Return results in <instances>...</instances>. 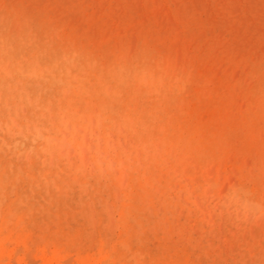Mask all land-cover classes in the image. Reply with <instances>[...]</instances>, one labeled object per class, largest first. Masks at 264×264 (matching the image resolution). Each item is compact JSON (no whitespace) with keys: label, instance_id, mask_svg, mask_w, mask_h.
<instances>
[{"label":"rangeland","instance_id":"rangeland-1","mask_svg":"<svg viewBox=\"0 0 264 264\" xmlns=\"http://www.w3.org/2000/svg\"><path fill=\"white\" fill-rule=\"evenodd\" d=\"M0 40L71 70L5 109L0 264H264V0H0Z\"/></svg>","mask_w":264,"mask_h":264},{"label":"clouds","instance_id":"clouds-1","mask_svg":"<svg viewBox=\"0 0 264 264\" xmlns=\"http://www.w3.org/2000/svg\"><path fill=\"white\" fill-rule=\"evenodd\" d=\"M70 74L68 68L0 40V130H3L5 109L14 110L25 104L27 89L47 86L51 90ZM8 130L11 133V126Z\"/></svg>","mask_w":264,"mask_h":264},{"label":"bare ground","instance_id":"bare-ground-1","mask_svg":"<svg viewBox=\"0 0 264 264\" xmlns=\"http://www.w3.org/2000/svg\"><path fill=\"white\" fill-rule=\"evenodd\" d=\"M41 137V136H40ZM211 175V174H210ZM214 175V174H213ZM218 179V178H217ZM236 187V186H235ZM238 187V186H237ZM102 242V241H101ZM43 259V258H42Z\"/></svg>","mask_w":264,"mask_h":264}]
</instances>
